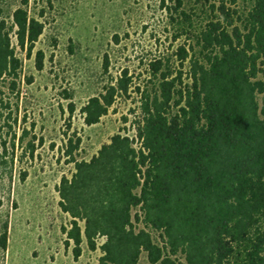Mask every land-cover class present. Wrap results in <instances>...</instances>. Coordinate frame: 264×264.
<instances>
[{
  "label": "trees",
  "instance_id": "1",
  "mask_svg": "<svg viewBox=\"0 0 264 264\" xmlns=\"http://www.w3.org/2000/svg\"><path fill=\"white\" fill-rule=\"evenodd\" d=\"M218 1L195 45L178 48L187 72L150 64L157 85L143 92L135 137L117 132L90 159L72 156L57 191L75 259L86 240L101 249L99 264H138L143 252L152 264H264V0H244L246 12L239 0ZM28 4L21 0L10 23L0 13V81L12 93L23 64L12 32L29 56L45 27ZM182 5L173 8L186 32L194 22ZM44 61L36 51L37 69ZM129 81L125 71L90 97L85 122L98 123ZM0 242L6 249L7 230Z\"/></svg>",
  "mask_w": 264,
  "mask_h": 264
},
{
  "label": "rangeland",
  "instance_id": "2",
  "mask_svg": "<svg viewBox=\"0 0 264 264\" xmlns=\"http://www.w3.org/2000/svg\"><path fill=\"white\" fill-rule=\"evenodd\" d=\"M218 2L183 0L194 22L184 32L173 8L176 0H29V11L44 23V31L29 56L12 32L23 61L18 90L12 93L9 83L0 81V238L7 230L0 264H99L101 249H89L86 240L74 258L64 230L71 217L59 205L57 186L72 175V156L90 159L117 132L135 137L143 92L157 85L150 64L162 60L182 68L179 46L195 45ZM20 5L21 0H0V13L10 23ZM236 7L246 12L248 3L239 0ZM38 50L45 54L40 70ZM182 69L188 71V60ZM125 71L128 93H117L108 113L88 125L81 107L117 86ZM70 138L78 145L72 153ZM151 232L162 243L159 232ZM138 264H152L146 252Z\"/></svg>",
  "mask_w": 264,
  "mask_h": 264
}]
</instances>
